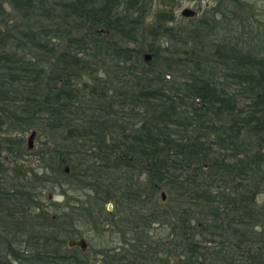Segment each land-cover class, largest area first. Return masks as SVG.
Instances as JSON below:
<instances>
[{
    "label": "trees",
    "instance_id": "obj_1",
    "mask_svg": "<svg viewBox=\"0 0 264 264\" xmlns=\"http://www.w3.org/2000/svg\"><path fill=\"white\" fill-rule=\"evenodd\" d=\"M181 1L0 0V264H88L81 221L98 264H264V5ZM48 185L85 199L50 218Z\"/></svg>",
    "mask_w": 264,
    "mask_h": 264
},
{
    "label": "rangeland",
    "instance_id": "obj_2",
    "mask_svg": "<svg viewBox=\"0 0 264 264\" xmlns=\"http://www.w3.org/2000/svg\"><path fill=\"white\" fill-rule=\"evenodd\" d=\"M258 4L264 5V0H256ZM212 0H182L177 4L175 8V16L177 19H181L180 13L184 9H190L196 13V16H199L203 9L208 8L212 4ZM158 8V4L154 3L153 9ZM194 18V17H193ZM184 19V18H182ZM150 21V20H149ZM31 132L26 133L23 136V146L21 149L15 153L13 156L6 157V165H17L14 169L15 176L19 170V173L24 175L27 178H31L29 174L37 173L40 175L41 167L39 162L38 153L41 148L42 137L39 134H36L33 139V148L28 149V138ZM16 151V150H15ZM11 161V162H8ZM19 168V169H18ZM79 193H74L70 190L69 187L64 186L63 188L55 186L54 188L48 185L46 188L42 189L41 194L39 195V205L42 206L41 214L44 213L50 218L60 215L62 212H66V206L75 205L76 200L83 201L85 198ZM161 192L158 193L157 201L158 203H164L161 199ZM164 195H166L164 193ZM110 208H107L108 212H114L113 206L109 205ZM107 232V231H106ZM65 240L68 239V235H64ZM73 239L79 240L84 239L87 243L86 252L83 253L82 259L88 262V264H96L99 262L101 256L100 253L103 250V247H115L119 246L120 239L112 235L110 232L104 234L99 231H95L91 224L81 221L80 224H77L73 229Z\"/></svg>",
    "mask_w": 264,
    "mask_h": 264
},
{
    "label": "water",
    "instance_id": "obj_3",
    "mask_svg": "<svg viewBox=\"0 0 264 264\" xmlns=\"http://www.w3.org/2000/svg\"><path fill=\"white\" fill-rule=\"evenodd\" d=\"M181 17L184 19H190L196 16V13L190 9H184L181 13H180ZM146 60L150 59V56H146L145 57ZM36 133L32 132L28 138V149H32L33 148V139L35 137ZM161 199L162 201H164L165 199V195L164 193L161 194ZM108 208H110V206H108ZM67 246L69 249H73V248H79L81 251H85L87 249V243L85 242L84 239H79V240H70L67 243ZM98 264V263H97Z\"/></svg>",
    "mask_w": 264,
    "mask_h": 264
},
{
    "label": "flooded vegetation",
    "instance_id": "obj_4",
    "mask_svg": "<svg viewBox=\"0 0 264 264\" xmlns=\"http://www.w3.org/2000/svg\"><path fill=\"white\" fill-rule=\"evenodd\" d=\"M77 248V247H76ZM83 253H85L86 251H82Z\"/></svg>",
    "mask_w": 264,
    "mask_h": 264
}]
</instances>
